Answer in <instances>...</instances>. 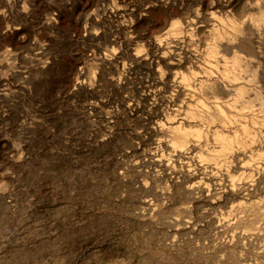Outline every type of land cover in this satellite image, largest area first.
<instances>
[{
	"label": "rangeland",
	"instance_id": "374dc122",
	"mask_svg": "<svg viewBox=\"0 0 264 264\" xmlns=\"http://www.w3.org/2000/svg\"><path fill=\"white\" fill-rule=\"evenodd\" d=\"M198 2L169 0L170 12L166 13L158 9L157 0H78L79 6L77 0H0V24L20 27L19 35H0V264H264L262 187L209 212L215 220L244 216L248 222L246 237L255 236L257 244L246 242L240 249L214 247L220 239L231 236L232 229L215 236L209 233L208 213L203 209L188 211L192 205L188 199L168 193L157 177L134 167L138 157L133 147L139 141L133 133L143 131L141 122L123 117L124 120H114L111 130H103L105 124L97 113L111 111L102 106L112 97L107 72L106 80L94 95L101 101L94 117L84 114L85 93L67 88V82L77 77V68L81 67L77 65H85L92 75L97 64L92 56L96 55V48L107 49L109 36L119 34L115 26L132 20L130 16L112 23L103 19V8L114 3L145 16L151 14L139 23L141 31L137 34L121 33L134 36L135 44L141 45L148 37L165 38L177 21L182 25L190 23L189 28H194V40L191 46L187 43V50L191 60L201 67L207 68L213 61L232 66L236 55L247 61L252 59L247 69L249 82L244 80L245 83L237 82L231 87L242 84L249 89L246 101L250 108L243 109V101L237 104V110L242 108V116L264 118V92H258L262 89L257 87L261 79L258 75L262 77L257 68L264 67V21H260L264 0H235L234 7L213 15L200 10ZM154 5L158 8L148 12ZM57 13L63 19L54 24L49 19ZM90 17L96 18L95 25ZM76 20L93 31L97 26L99 40L94 36L78 38ZM233 23L237 31L233 30ZM219 34L234 37L238 47L224 50L228 39H218ZM252 42L258 47L261 43L259 59L249 48ZM213 46L219 53L216 60L208 63V49ZM185 66L175 62L163 69L179 75L186 70ZM133 81L121 90L122 96L135 95L133 85L137 81ZM222 86L221 80L217 81L216 90L204 91L199 99L207 103L211 113L219 106L234 114L236 110L228 107L232 93L230 97L223 95ZM163 91L164 96L170 97L171 91ZM196 93L194 89L189 91L198 99ZM188 105L182 109L180 103L161 107L169 109L170 121L175 122L185 117ZM114 114L123 116L121 111ZM210 127L220 128V124L215 122ZM109 132L115 135L105 143ZM256 148L248 150L257 151ZM263 162L257 164L264 166ZM220 164L217 169L223 173L224 163L222 167ZM148 179L153 182L151 190L141 185ZM161 193L165 194L163 199ZM146 200L152 201L154 213L144 210ZM242 202L248 208L239 207ZM190 218L202 225L197 234L178 229L181 221Z\"/></svg>",
	"mask_w": 264,
	"mask_h": 264
},
{
	"label": "bare ground",
	"instance_id": "6f19581e",
	"mask_svg": "<svg viewBox=\"0 0 264 264\" xmlns=\"http://www.w3.org/2000/svg\"><path fill=\"white\" fill-rule=\"evenodd\" d=\"M157 1L159 3V8L156 5L158 9L166 13L170 12L171 5L168 3L169 0ZM234 2L235 0H199L197 5L200 10L213 15L221 10L231 8ZM125 3L128 4L127 1ZM156 6L154 5L151 9L148 8V12L154 10ZM102 15L103 19H108L110 23L119 19L124 20L127 16H130L132 20L129 22H119L115 26L118 30L117 33L120 35L109 36L110 46L106 47L107 49L96 48V55L92 56H95L94 62H97V64L95 71H92V75L84 68L86 67L85 65L79 64L77 67H81L77 68L79 70L76 75L77 77L67 82V88H78L85 93L87 97L86 105L83 107L85 116L88 118L94 117L93 115L98 112V106L99 104L101 105V101L96 100L94 95L97 93L100 83L107 78L112 97L102 102V106L109 108L111 111L109 114H104L103 112H98L97 114L100 113V118L105 124L103 130H111L114 120L123 119V117L138 119L141 122L143 131L133 133L134 139L139 141L133 147V151L138 157L134 163V167L142 168L145 174L157 177L165 185L168 193L173 192L180 198L188 199L192 204L187 208L188 211L193 212V210L198 209L199 211V209H203L204 213H208L206 227H208L209 233L215 236L219 232L227 231L231 228V236L224 240L220 239L214 247L218 245L233 246V248L240 249L245 247L246 242H255L259 235L256 237L257 239H255V236L246 237L244 230L247 229L248 222L244 216H238V218L235 217L226 221L215 220V218L210 216L211 213L209 214L210 211L221 206V204L231 203L236 197L240 196V198H243L248 194L252 195L250 193H255L256 190L259 191L260 187L264 189V166L258 165L259 163L257 164V162L264 161V118L257 115H251L249 118L242 116V108L237 110V104L243 101L245 102L243 103V109L250 108L249 103L246 101V94L249 89L242 84L236 85L235 89L231 87L235 83L238 84L237 82L242 83L244 80L246 82L250 78L248 76L246 79L249 74L247 73L249 72L247 71L249 69L248 65L253 62L252 59H248V62L246 57L244 60L241 56L236 55L232 66H228L227 64L219 65L217 61H213L216 60L219 49L213 46L208 49L207 53L208 63L209 61H213L211 64H208L210 65L207 67L208 70L206 67V69L203 66L202 68L201 65L193 62L190 58L191 55L190 51L187 50V43L189 42V46H191L194 40V28H189L192 26L190 23L182 25L180 22L175 21L165 38L145 37L144 42L138 45L134 43V36H126L125 34L121 36V33L129 32L137 34L141 31L139 23L146 21L148 15L145 16L142 13H138V11L128 10L114 3L103 8ZM62 17L57 13L53 18L49 19L48 17V19L55 24ZM89 19L91 24L94 23L93 25H95L96 18L90 17ZM261 20L264 21V13ZM76 22L78 23L79 20H76ZM79 25L80 23L76 25L78 26L77 32L73 30L76 32L78 38L88 37V39H91L90 36H94L98 38L96 40H99L101 35H99L100 31L96 30L97 26L95 27V31H93L94 29L87 25ZM232 27L234 31H237L236 24L233 23ZM19 28L3 27L0 24V35H19ZM223 38L228 39V43L223 45L224 50L231 51L238 47L234 37L225 36V34L218 35V39L223 40ZM30 40L33 41L32 38ZM257 41L254 42L256 43ZM254 42L249 44V48L251 52L254 51V56L259 59L262 57V55L259 56L261 53L259 49H262L259 48L261 47V43L258 47L254 45ZM29 44H32V42ZM168 48H170L169 51H167ZM42 49L44 51V48ZM175 62L179 65H186L185 69L188 71L186 72L188 74L184 73L185 70L179 75H172L163 69V67ZM105 72H107L106 78ZM258 72L262 77L258 75L261 79L258 82L259 84L257 83V87L260 85L261 88L258 87V89L264 90V67L257 68ZM257 73H255V76H257ZM250 76L252 77V75ZM255 76L253 75L254 78H256ZM132 80L137 81V83L133 81L135 95L132 97L122 96L121 90L126 84L130 85ZM219 80L223 83V95L228 96L230 92L232 93V95L230 94L231 99H229L228 107L236 110L234 114L225 112L219 106H215L214 113H211L207 103L199 99L206 90H210L213 93L216 82ZM191 89L197 92L198 99L196 96L189 95ZM163 90L171 91L170 97L164 96ZM262 90L258 92L263 93L264 91ZM192 102H194V105L191 104ZM176 103L181 104L179 106L180 109L186 104L189 105L185 112V117L172 122L170 121L171 115L169 109H163L161 106ZM115 111H121L123 116L120 117L118 114L112 116ZM215 122H219L220 128L210 127ZM108 134L105 137L106 139H103L105 143L112 140L115 135L113 132H109ZM210 143L213 144L212 148ZM252 146H256L258 150H248ZM124 154L127 156L129 153L124 152ZM221 162L224 164H220ZM217 164L223 166V173L218 171ZM151 183H153L152 179H148L141 185H143L145 190H151ZM162 195L165 194L161 193L160 198L163 199ZM143 205L144 210L148 213L156 211L151 200L144 201ZM248 206L244 202L239 204V207L248 208ZM249 208H252V206ZM232 211L233 209H230V212ZM178 226L180 231L187 234H197L202 227L201 224L196 223L191 218L181 221ZM236 229H242V232L233 231ZM257 241L255 242L256 244ZM241 255L242 251L239 250V257Z\"/></svg>",
	"mask_w": 264,
	"mask_h": 264
}]
</instances>
